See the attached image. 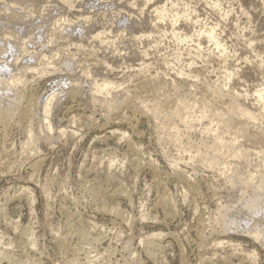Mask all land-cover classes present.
Returning <instances> with one entry per match:
<instances>
[{
  "label": "rangeland",
  "instance_id": "obj_1",
  "mask_svg": "<svg viewBox=\"0 0 264 264\" xmlns=\"http://www.w3.org/2000/svg\"><path fill=\"white\" fill-rule=\"evenodd\" d=\"M103 80L120 85L108 100L169 98L164 104L188 120L225 113L233 98L256 118L250 140L237 137V156L212 170L189 160L201 123L177 120L181 141L173 139L130 106L112 112L92 101L89 88ZM0 81L17 83L18 110L28 104L35 113L32 124L15 117L0 128V264H87L109 245L120 263L264 264V246L245 223L224 228L220 211L239 193L229 172L264 168V0H0ZM53 93L49 138L43 132L24 146Z\"/></svg>",
  "mask_w": 264,
  "mask_h": 264
},
{
  "label": "bare ground",
  "instance_id": "obj_2",
  "mask_svg": "<svg viewBox=\"0 0 264 264\" xmlns=\"http://www.w3.org/2000/svg\"><path fill=\"white\" fill-rule=\"evenodd\" d=\"M11 25L17 29L23 28V25H21L22 27H19L20 25L16 20H11ZM205 37L209 41L213 42L214 45L217 46L218 49L220 48V43L215 40L216 38L215 31H213L212 29H209V30L207 29V32L205 33ZM19 77L21 79V76ZM188 77L191 79V78H197L199 76L192 75L191 73L190 75H188ZM188 77L187 79H189ZM20 83H22L21 84L22 86L23 84L25 85L26 81L21 79ZM158 85L160 86L159 82L154 83L152 85L153 89L158 90L157 88L159 87ZM17 86H19L17 83L11 84V85L9 84L4 85L3 82L0 81V128L3 127V129H6V127L9 126L11 122L13 123V120L15 117L26 119L30 123H31V120L35 117V113L32 110V105L28 106V104L26 103L27 107L25 106L22 109V111L18 110L21 97L18 95V92H17L18 90L16 88ZM119 86H120L119 83L116 84V83L103 80V82L101 83H93L92 86L89 88L88 94L91 95V100L94 102H97L100 98L106 101L108 103V108H110L111 111L121 108L119 107V105L124 104L125 106L127 105L128 107L130 106L134 108L133 111L135 114L137 113L138 115H141V116L143 115V116H146L147 118L149 117L153 121L158 122L161 125V127L163 126L169 127V129L171 130L172 129L176 130L174 125L177 122V120H180L183 123H185L187 128H192L193 124L195 123H201L202 128L200 129V132H199L200 134V137L198 138L199 142L196 145V147H194L195 153L193 154V156L189 157V160L194 158L196 159L197 162L204 164V166H207L212 170L217 169V167L219 169L220 166L224 164H228L227 162L224 161L225 158L227 157L233 158L237 156V154L239 153V148H240L239 146L236 145L237 143L236 139H238L237 137L240 138L241 136V138L243 139H249L246 129L256 119L254 118V114L252 112H249L246 109L242 108L241 105L237 103L236 100H234L233 98H229V103L226 108V112L224 111L225 113H222V112L211 113V112L202 110L199 112L197 116L196 115L195 117L192 116L193 118H191L190 120L183 118V116H180V114L178 113V110H179L178 105L175 106L177 108H173L174 107L173 105H172L173 107H169L164 104V103H168V101L166 100H168L169 98L168 99L165 98V100L163 101H166V102H163L159 100L157 96H155L154 100H152L151 102L149 101L147 102L145 101L146 99L143 100L144 97L142 98V96H140L139 98H136L138 96L134 97L133 95V97L131 98V101L129 102L127 101L129 92H124L121 95H119L118 101H115L114 99L108 100L107 98H110L111 95L113 94L112 93L113 89H116ZM77 88L78 87H76V91H77ZM73 93H75V91ZM8 94H12L11 99H9V97L8 99L6 98L7 97L6 95ZM60 94L61 93H59V97H60ZM215 94H217L218 97L226 96L221 90L216 91ZM56 97H58V95L54 93L48 94V96L45 97V100L42 102L40 106V110H42V115L40 117L41 120L39 121L40 129L38 133L34 134L32 132V129H30L31 126L30 125L28 126L27 141L24 143V146L26 147L32 146V144H34L37 141V138L39 137V135L43 132L44 134L46 133L47 137L49 138L51 129H52L51 124L49 123V116L52 111L51 109L52 102ZM257 99L262 102V92L257 93ZM214 124L215 126H213ZM176 131L173 133V130H172V133H173L172 135H174V137L172 138L176 140L179 139V141H181L180 136L177 134ZM225 134H227L226 139L224 138ZM121 136L122 138L126 137L124 133H122ZM35 164L36 163H34L33 165L34 167H35ZM172 164H173L172 166H175V168H177V164H175V161L172 162ZM173 170H176V169H173ZM178 170L180 171V169H177V171ZM181 177L185 179L184 181L186 182L189 181V178H187L185 171L184 172L182 171ZM225 178L228 182L227 184H229L231 189H236L237 191H239V193H238V196H235L234 198H232L230 206L224 205V207H221L220 211L223 212V215L224 213L228 215L227 219L225 220L227 221V224L225 225L224 228L237 229L238 225L241 222H244L246 225V232L253 238V240L255 239L256 241H259L264 246V223H262L261 226H258L257 224L258 221H260L261 219L264 220V168L262 172H255V171L252 173H245V172H238V171L229 172ZM75 234L78 236L80 240L87 242L86 240L88 236L85 232L78 230V231H75ZM198 236H200V239H203V235H201V233H198ZM144 241H145V244H147L146 247H147V250L150 251V253L147 252L146 250L145 252H147V254L150 255L153 251V248H155L157 244H155L153 236L148 239H144ZM98 242H101V241H98ZM115 252H116V249H114V247L112 248L109 245L108 247L104 249L102 248L101 252L98 251L97 249H94V251L89 254L91 255L93 254L95 256L91 257V255H88L87 257H85L86 259L85 258L84 259L86 260L85 262H87V264L96 262L95 260L97 256L102 257L101 258L102 260L100 261L101 264H139V261H137V259L136 260L133 259V261L123 260V262L121 263L119 261H112V258L116 255ZM4 255L5 256L3 257L7 256V254H4Z\"/></svg>",
  "mask_w": 264,
  "mask_h": 264
}]
</instances>
